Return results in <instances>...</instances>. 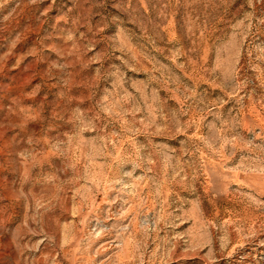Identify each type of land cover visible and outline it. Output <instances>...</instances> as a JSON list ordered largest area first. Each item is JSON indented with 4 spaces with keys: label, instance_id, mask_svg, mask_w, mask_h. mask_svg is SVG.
Returning a JSON list of instances; mask_svg holds the SVG:
<instances>
[{
    "label": "rangeland",
    "instance_id": "374dc122",
    "mask_svg": "<svg viewBox=\"0 0 264 264\" xmlns=\"http://www.w3.org/2000/svg\"><path fill=\"white\" fill-rule=\"evenodd\" d=\"M0 264H264V0H0Z\"/></svg>",
    "mask_w": 264,
    "mask_h": 264
}]
</instances>
